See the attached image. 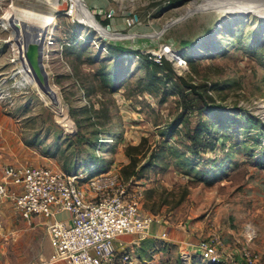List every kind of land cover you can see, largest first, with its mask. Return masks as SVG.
<instances>
[{
  "label": "rangeland",
  "instance_id": "obj_1",
  "mask_svg": "<svg viewBox=\"0 0 264 264\" xmlns=\"http://www.w3.org/2000/svg\"><path fill=\"white\" fill-rule=\"evenodd\" d=\"M72 1L0 0L1 155L92 172L115 167L168 232L194 242L218 233L264 253V0H86L105 27L115 9L108 34ZM10 14L48 24L57 103L12 59L19 46ZM165 42L180 49L172 47L184 67L151 61ZM8 202L0 205V264H59L44 219L30 221ZM185 244L148 234L136 259L209 264L191 249L186 258Z\"/></svg>",
  "mask_w": 264,
  "mask_h": 264
},
{
  "label": "built area",
  "instance_id": "obj_2",
  "mask_svg": "<svg viewBox=\"0 0 264 264\" xmlns=\"http://www.w3.org/2000/svg\"><path fill=\"white\" fill-rule=\"evenodd\" d=\"M106 14L114 16L115 9L110 8ZM135 22L134 15L125 16L128 26ZM5 28L11 30L10 24ZM173 46L180 50L165 42L150 55L159 62L165 56L179 64ZM163 47H169V52ZM12 59H20V50H14ZM187 62L183 58V63ZM179 65L184 67L182 62ZM3 200H10L30 221L35 216L44 219L60 264H138L136 242L151 232L154 221H161L142 208L141 189L115 167L92 173L79 166L65 169L46 162H1ZM62 211L68 215L61 216ZM162 235L168 236V230ZM224 243L220 234L211 233L194 243L195 251L206 263H219L230 258ZM241 255L247 264H264L261 255L248 244L242 247Z\"/></svg>",
  "mask_w": 264,
  "mask_h": 264
},
{
  "label": "water",
  "instance_id": "obj_3",
  "mask_svg": "<svg viewBox=\"0 0 264 264\" xmlns=\"http://www.w3.org/2000/svg\"><path fill=\"white\" fill-rule=\"evenodd\" d=\"M9 22L14 29L13 35L19 45L22 63L33 74L39 87L57 103L59 100L58 93L51 83L50 73L45 62V41L49 29L48 24L42 26L28 22L25 19L20 20L13 14H10ZM106 27L111 29L112 24L109 22Z\"/></svg>",
  "mask_w": 264,
  "mask_h": 264
},
{
  "label": "crops",
  "instance_id": "obj_4",
  "mask_svg": "<svg viewBox=\"0 0 264 264\" xmlns=\"http://www.w3.org/2000/svg\"><path fill=\"white\" fill-rule=\"evenodd\" d=\"M92 5L94 6L95 4H92ZM110 19H111V17H110ZM123 21H125V19H123ZM119 23H121V22H119ZM119 23L118 22H115V24H117V25ZM123 24H124V22H122V25ZM118 28H120V27H118ZM2 149H5V146L3 144H0V163L1 162H7V160H5V158L1 155ZM8 203H9L8 200L0 201V205L1 206H3L4 204L5 205H9ZM67 215H68L67 211H62L61 212V216H67ZM157 223H158L159 227L157 229L156 228L151 229L150 230L151 232L149 233L150 235L164 237V238L171 237V238H174V239H177V240L180 239L181 241L183 240V242L186 243L184 245V249H189V250L191 249V252H196L195 251L196 246L194 245V243H196V242L192 241L190 238H187V239H183V237L180 238L182 234L178 230H176V231H169L168 232V236H163L162 235V232L164 230H168V229H167V227L166 228H163L162 225L159 224V222H157ZM139 242H140V240H138L136 242L135 247L137 246V244ZM224 245L230 251V258H228L229 256H227V259H224L222 262H219V263H216V264H247L245 262L244 257L241 255V249H242L243 246H245V244H237L235 242L232 243V242H229V241H227L225 239ZM248 245L251 247V249H253L254 251L258 252L261 255V257L264 259V253L261 251L263 249L262 246H259V245L253 244V243L248 244Z\"/></svg>",
  "mask_w": 264,
  "mask_h": 264
},
{
  "label": "bare ground",
  "instance_id": "obj_5",
  "mask_svg": "<svg viewBox=\"0 0 264 264\" xmlns=\"http://www.w3.org/2000/svg\"><path fill=\"white\" fill-rule=\"evenodd\" d=\"M52 4L55 7H62L67 3V0H51ZM76 1V6H77V13L78 16L82 19H85L87 21H89L92 25H96L100 30H102L103 33L108 34V32L110 30H108V28H106L105 26H103L99 20L96 18L94 12L91 11V9L88 7L86 0H75ZM232 1H238V0H232ZM73 1L69 0V4L72 5ZM230 9H235L236 5L235 4H231L229 5ZM226 9L222 10L225 11ZM69 13H72L70 10H67ZM262 13V12H261ZM263 14V13H262ZM19 50V49H18ZM31 72L26 73V75L24 77H28L31 76ZM23 76V75H22ZM189 249H184L183 253L184 256L187 258L189 256Z\"/></svg>",
  "mask_w": 264,
  "mask_h": 264
},
{
  "label": "trees",
  "instance_id": "obj_6",
  "mask_svg": "<svg viewBox=\"0 0 264 264\" xmlns=\"http://www.w3.org/2000/svg\"><path fill=\"white\" fill-rule=\"evenodd\" d=\"M110 17L109 16H107L106 18H103L102 20L103 21H106V24L107 23H109L110 22V19H109ZM186 43H188V41H186ZM112 47H115L116 46V44L114 43V42H112L111 44H110ZM124 49H129V48H127V47H124ZM139 51L141 52V53H143V50H141V49H139ZM165 59V56L163 57V60ZM152 62H155V63H158L159 61H157V60H151ZM99 162H97V164H98ZM103 165V164H102ZM93 167H94V165H93ZM99 168H101V165H99L98 166ZM109 169V168H108ZM104 170H106V169H102V170H98V171H95V172H92V173H97V172H100V171H104Z\"/></svg>",
  "mask_w": 264,
  "mask_h": 264
}]
</instances>
